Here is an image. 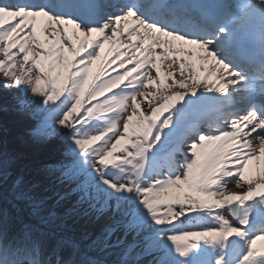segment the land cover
<instances>
[{
    "label": "snow or ice",
    "instance_id": "1",
    "mask_svg": "<svg viewBox=\"0 0 264 264\" xmlns=\"http://www.w3.org/2000/svg\"><path fill=\"white\" fill-rule=\"evenodd\" d=\"M0 75V264H264V0H0Z\"/></svg>",
    "mask_w": 264,
    "mask_h": 264
},
{
    "label": "rangeland",
    "instance_id": "2",
    "mask_svg": "<svg viewBox=\"0 0 264 264\" xmlns=\"http://www.w3.org/2000/svg\"><path fill=\"white\" fill-rule=\"evenodd\" d=\"M15 103L16 101L11 102L0 99V106L7 109L6 111L0 112V118L4 120V125L8 127L12 135H23L28 140L26 144L28 148L27 162L38 166L43 162L55 160L58 153L52 146L33 144L29 139L28 132L35 127L38 117L35 119L20 118V116H18L19 114L14 111Z\"/></svg>",
    "mask_w": 264,
    "mask_h": 264
},
{
    "label": "trees",
    "instance_id": "3",
    "mask_svg": "<svg viewBox=\"0 0 264 264\" xmlns=\"http://www.w3.org/2000/svg\"><path fill=\"white\" fill-rule=\"evenodd\" d=\"M0 147L7 153L16 155L20 158L22 164H27L29 167H36L31 163L27 162L28 148L26 147L27 139L23 135H12L4 125V120L0 118Z\"/></svg>",
    "mask_w": 264,
    "mask_h": 264
},
{
    "label": "bare ground",
    "instance_id": "4",
    "mask_svg": "<svg viewBox=\"0 0 264 264\" xmlns=\"http://www.w3.org/2000/svg\"><path fill=\"white\" fill-rule=\"evenodd\" d=\"M4 80H5V78L2 77V75H0V83L4 82ZM14 94L18 96L17 90L16 89H10L7 92L0 93V99L5 100V101L15 102V100L13 99ZM18 116H20V115H18ZM20 118L27 119L30 117L20 116Z\"/></svg>",
    "mask_w": 264,
    "mask_h": 264
}]
</instances>
